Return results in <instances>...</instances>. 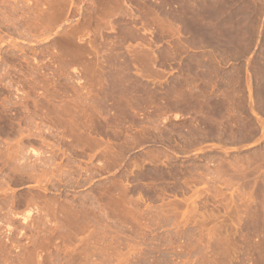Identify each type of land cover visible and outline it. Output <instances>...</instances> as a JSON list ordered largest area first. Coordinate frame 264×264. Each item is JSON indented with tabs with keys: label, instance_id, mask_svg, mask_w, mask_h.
<instances>
[{
	"label": "rangeland",
	"instance_id": "1",
	"mask_svg": "<svg viewBox=\"0 0 264 264\" xmlns=\"http://www.w3.org/2000/svg\"><path fill=\"white\" fill-rule=\"evenodd\" d=\"M0 264H264V0H0Z\"/></svg>",
	"mask_w": 264,
	"mask_h": 264
}]
</instances>
